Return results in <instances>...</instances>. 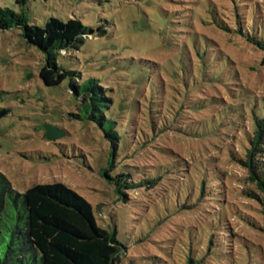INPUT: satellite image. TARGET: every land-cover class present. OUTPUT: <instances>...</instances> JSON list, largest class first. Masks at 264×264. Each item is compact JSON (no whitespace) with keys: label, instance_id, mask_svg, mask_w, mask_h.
I'll list each match as a JSON object with an SVG mask.
<instances>
[{"label":"rangeland","instance_id":"374dc122","mask_svg":"<svg viewBox=\"0 0 264 264\" xmlns=\"http://www.w3.org/2000/svg\"><path fill=\"white\" fill-rule=\"evenodd\" d=\"M196 1L25 0L23 3L0 0V6L17 12L25 11L31 24L43 26L52 16L64 21L76 17L84 26L93 29L95 33L81 41L79 48L63 50V54L69 55L58 57L60 66L78 72L74 78L96 77L106 88L110 86L109 82H113L112 78L120 75L126 79L131 75L132 79L143 80L152 73L151 65L155 60L182 58L184 51L192 52V42L185 40L186 37L202 33L212 40L215 49L227 56L232 67L229 74L233 76L231 73L239 72L238 78L228 81L238 84L232 85V89L264 100V47L255 44V40H249L254 33L264 39V0H209L217 8L222 26L205 19L201 21L195 13ZM170 9L174 10L175 16H184L181 21H186L185 16H188L190 23L185 27L183 23L174 26ZM167 10L171 15H166ZM45 63V52L30 42L21 28H0V172L10 180L14 189L23 192L36 183H64L92 204L94 216L100 224L117 229L119 240L125 244L123 251L131 257L156 254L164 258V251L159 247L170 242L167 238L171 234L174 236L175 230H180L182 238L189 243L184 226H193L198 233L196 220L207 219L209 211L231 206L242 217H235L227 207L228 229L216 231L213 239L224 242L227 245L224 251L234 255H239L242 244L255 248L259 253L247 255L245 264H264L261 192L247 179L248 168L237 163L230 154L243 156L242 141L246 144V134L250 135L252 128L250 110L244 111V119L238 121V130H235V125L226 124L217 137L186 139L169 132L153 140L150 148L139 154L127 150L124 159L120 160V169L125 170L129 166L133 171L141 172L132 166L147 164L145 169H149L148 166L155 164L153 161L164 164L175 160L182 161L179 165L181 170L190 172V165L208 159L211 167L223 173L221 180L210 179L207 189L219 186L215 192L224 194L210 197L216 198L214 200L205 199L201 213L181 212L149 235V228L154 227L153 221H156L152 208L156 205L159 211L162 210L158 199L166 187L123 188L124 195L116 192L115 185L102 175V169L108 166L111 150V142L104 129L91 118L83 96L71 89L74 80L67 78L53 86L45 84L40 77ZM126 89L125 83L120 90ZM203 92L229 101L220 83L218 91L207 88ZM106 93L114 94L111 90ZM194 94L198 96L201 93ZM106 112L109 114L108 109ZM196 114L199 113L194 112L188 117ZM141 117L140 121L146 123L147 116L141 114ZM121 120L126 122L122 117ZM47 126L61 131L60 136L49 140ZM145 129L143 132L151 138L150 131ZM160 147L164 150L161 151ZM114 158L118 160L116 155ZM182 174L183 171H177L176 175L167 177ZM138 178V175H132L129 182ZM169 182L166 180L164 184ZM200 183L196 181L195 186L200 187ZM244 189L251 190L255 195H245ZM194 192L192 199L196 203V199L200 198V189L195 188ZM149 220L152 223H148ZM140 232L145 237L143 242L138 240ZM208 234L204 233L203 237ZM195 244L193 247L198 248ZM198 258L195 254L193 260ZM204 264L224 262L211 259Z\"/></svg>","mask_w":264,"mask_h":264},{"label":"trees","instance_id":"16d2710c","mask_svg":"<svg viewBox=\"0 0 264 264\" xmlns=\"http://www.w3.org/2000/svg\"><path fill=\"white\" fill-rule=\"evenodd\" d=\"M17 1L25 3V0ZM194 9L201 21L205 19L222 26L217 8L209 0L196 1ZM171 12L174 26L183 23L185 27L190 23L188 16H185L186 21H181L184 16H175L174 10ZM166 13L171 15L169 10ZM14 27L21 28L24 36L45 52L46 63L40 70V77L45 84L53 86L67 78L74 80L71 89L83 96L91 118L99 122L111 142L108 166L102 169V175L115 185L116 192L124 195L126 193L123 188L134 189L138 186L153 189L161 185L166 187L162 190L164 193H159V206L162 210L159 211L156 205L152 208L156 213V221H153L154 227L149 226V235L181 212L201 213L205 199L214 200L216 198L210 197L224 194L215 192L219 186L213 190L207 189L209 180H221L223 173L211 167L208 159L190 165V172H186L187 169L181 170L179 165L182 161L175 160L164 164L153 161L155 164L148 166L149 169H145L147 164L132 166L141 172L133 171L129 166L125 170L120 169V160L124 159L127 150L139 154L150 148L153 140L169 132L186 139H204L220 135L226 124L235 125V130H238V121L244 119L242 115L246 109L251 113L252 128L250 135L246 134V144L242 141L243 156H237L231 151L230 154L237 163L248 168L247 179L261 192L264 221V100L232 89V85L238 84L228 81L238 78L239 72L231 73L233 76L229 74L231 64L221 50L214 48L212 40L202 33L190 34L185 40L192 42V52L184 51L182 58H168L161 62L155 60L151 65L152 73L143 80L132 79L131 75L128 79L123 75L116 76L106 88L100 79H84L86 76L74 78L77 77V71L58 64L60 55H69L63 54V50L79 48L81 41L95 33L93 29L84 26L79 18L64 21L52 16L45 25L40 26L31 24L25 11L17 12L10 7L0 6V28ZM251 39L264 47V39L255 33L249 37ZM125 83L127 89L120 90ZM219 83L224 86L229 101L203 92L207 88L218 91ZM108 90L114 94L107 95ZM194 93L201 94L197 96ZM194 112L199 114L188 117ZM141 114L147 116L146 123L140 121L143 119ZM200 114H203L202 117ZM143 128L150 131L148 133L151 138L143 132ZM163 148L159 149L163 151ZM114 155L118 160H115ZM177 171H183L184 174L167 177L170 174L176 175ZM132 175H138L139 178L129 182ZM166 180L170 181L168 185L164 184ZM196 181L201 182L200 187L195 186ZM195 188L200 189L201 193L196 203L192 199ZM243 192L251 197L255 195L249 189ZM227 207L228 212L235 217L241 216L233 207ZM226 208L209 211L207 219L196 220L198 233H195L193 226H184L188 232L182 233L187 234L189 243L182 238L180 230H175V235L171 234L167 238L170 242L159 247L164 251V258L156 254L131 257L123 251L125 244L119 240L117 229L100 224L94 216L92 204L72 188L62 182L36 183L19 192L0 172V264H204L211 259H218L224 264H245L247 255L259 253L255 248L242 244L239 245L243 247L239 255H234L224 251L227 246L224 242L213 239L216 231L228 229ZM215 226L218 228L214 229ZM262 229L264 231V226ZM207 232L208 236L203 237ZM144 238L140 232L139 242H143ZM194 244L198 248L193 247ZM195 254L199 258L194 261Z\"/></svg>","mask_w":264,"mask_h":264},{"label":"water","instance_id":"95a60500","mask_svg":"<svg viewBox=\"0 0 264 264\" xmlns=\"http://www.w3.org/2000/svg\"><path fill=\"white\" fill-rule=\"evenodd\" d=\"M61 134V131L51 127V126H47L46 127V135H47V138L49 140H53V139H56L58 136H60Z\"/></svg>","mask_w":264,"mask_h":264}]
</instances>
